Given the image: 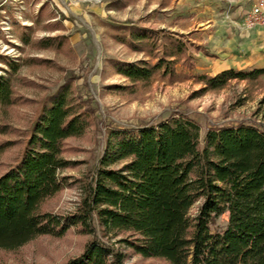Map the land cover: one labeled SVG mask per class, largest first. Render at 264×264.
Wrapping results in <instances>:
<instances>
[{"label":"trees","instance_id":"1","mask_svg":"<svg viewBox=\"0 0 264 264\" xmlns=\"http://www.w3.org/2000/svg\"><path fill=\"white\" fill-rule=\"evenodd\" d=\"M111 30L117 42L144 55L114 63L128 83L113 85L116 93L159 80L193 79L206 92L264 79V69L180 73L178 66L189 72L196 68L191 49L204 50L185 35L128 25ZM20 40L33 45L30 35ZM66 42L64 36H48L35 48L61 49ZM0 64L6 66L0 75L1 137L9 133L1 113L17 103L14 82L23 65L3 56ZM96 121L92 102L71 80L44 101L20 157L0 174V250L16 251L40 237L59 239L74 232L90 241L65 264H127V252L165 264H264L262 126L216 128L203 141L201 127L180 115L146 128L111 126L93 175L75 180L65 175L77 166L65 158L67 143L83 138ZM75 184L80 197L73 212L45 211ZM224 215L227 226L217 227Z\"/></svg>","mask_w":264,"mask_h":264},{"label":"rangeland","instance_id":"2","mask_svg":"<svg viewBox=\"0 0 264 264\" xmlns=\"http://www.w3.org/2000/svg\"><path fill=\"white\" fill-rule=\"evenodd\" d=\"M264 0H0V56L23 66L14 86L17 103L1 113L9 133L0 137V174L20 157L25 135L47 97L71 80L90 99L96 122L80 139L67 143L65 158L77 166L65 171L75 180L93 175L103 154L107 131L146 128L173 115L196 122L201 140L210 130L244 125L264 128V79L256 83L234 81L220 91H204L195 80L156 81L137 86L135 92L116 93L113 85L128 83L115 70V62H136L134 53L113 38V27L138 26L147 31L185 35L195 70L180 73L215 76L235 69H264V28L247 30L245 16ZM28 29V30H25ZM29 29H33L30 31ZM30 35L33 45L20 37ZM64 36V46L35 48L45 37ZM0 64V75H4ZM80 197L78 184L49 202L45 211H74ZM228 215L217 221L224 228ZM89 237L70 232L64 238L40 237L16 251L0 250L4 264H65L79 256ZM127 264H165L130 252Z\"/></svg>","mask_w":264,"mask_h":264},{"label":"built area","instance_id":"3","mask_svg":"<svg viewBox=\"0 0 264 264\" xmlns=\"http://www.w3.org/2000/svg\"><path fill=\"white\" fill-rule=\"evenodd\" d=\"M245 17V28L247 30L264 28V2L253 6Z\"/></svg>","mask_w":264,"mask_h":264},{"label":"crops","instance_id":"4","mask_svg":"<svg viewBox=\"0 0 264 264\" xmlns=\"http://www.w3.org/2000/svg\"><path fill=\"white\" fill-rule=\"evenodd\" d=\"M222 72V71H221Z\"/></svg>","mask_w":264,"mask_h":264}]
</instances>
